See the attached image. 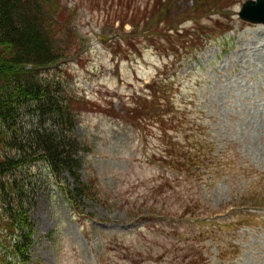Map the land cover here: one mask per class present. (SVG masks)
<instances>
[{"label": "rangeland", "instance_id": "374dc122", "mask_svg": "<svg viewBox=\"0 0 264 264\" xmlns=\"http://www.w3.org/2000/svg\"><path fill=\"white\" fill-rule=\"evenodd\" d=\"M168 1L162 8L161 0H151L126 18L121 16L120 21H131L124 29L120 21H113L118 14L105 18L103 7L94 19L86 9L73 10L78 15L73 26L90 46L81 62L78 54L48 73L52 78L67 71L71 74L67 89L97 101L92 110L81 113L76 136L88 149L81 153L82 181L92 190L94 186L101 200L82 203L80 213L74 214L60 189H75V178L64 173L67 182L54 188L47 172L35 164L39 186L32 213L35 246L29 264H264V206L256 202L264 185V31L258 30L264 25L239 17L249 0ZM110 2L121 10L118 0ZM211 12H220L217 19L225 29L235 30L203 51L184 56L183 63L170 73L175 75L173 99L185 121L179 134H170L174 139L167 141L170 135L161 125L150 123L143 138L137 133L141 127L120 124L115 119L117 111L125 109V103L134 104L130 100L134 92L151 82L168 62L149 46L156 43L169 48L170 42L179 43L172 28L184 30L186 36L208 31L212 37L221 29L211 25ZM60 15L64 18L67 13ZM203 16L206 19L197 20ZM158 31L165 35L157 36ZM134 32L137 36H132ZM118 35L122 37L113 46L98 43V38L114 42ZM124 50L126 55H137L119 60ZM150 105L141 104L149 111L133 123H148ZM22 123L30 126L32 117ZM199 142L211 143L210 154H223L225 164L213 173L206 172L203 183L195 182L199 179L192 172L198 169L195 165L183 167L179 179L149 162L162 157L160 146L180 167L205 150ZM24 191L29 193L31 188ZM145 205L154 208L146 214ZM132 208L138 214L134 221ZM181 209L190 210V215L184 216ZM5 220L0 206V264H22L6 249L1 230Z\"/></svg>", "mask_w": 264, "mask_h": 264}, {"label": "trees", "instance_id": "16d2710c", "mask_svg": "<svg viewBox=\"0 0 264 264\" xmlns=\"http://www.w3.org/2000/svg\"><path fill=\"white\" fill-rule=\"evenodd\" d=\"M110 1L83 0L92 15L103 8L105 18L118 14L114 22L141 7L137 0H118L122 8L117 10ZM161 4L164 8L168 0H161ZM62 12L67 13L64 18ZM74 22L71 10L61 0H0V206L1 215L6 216L1 230L6 249L13 255L10 257L23 264L31 261L34 245L32 213L37 206L39 186L34 175L35 164L43 167L54 187L67 182L64 173L77 180L76 190L66 194L69 206L84 199L97 201L90 188L80 182L79 171L84 163L81 153L87 149L76 136L80 114L92 110L97 102L67 89L71 76L67 71L66 75L60 73L61 76L52 78L51 72L48 73L54 65L70 62L78 54L81 62L89 43L75 32ZM130 23L128 19L122 20L119 27L124 29ZM158 34L163 35L160 31ZM132 36L137 35L134 32ZM71 43L74 45L70 46ZM67 45L77 49V54ZM118 56L121 60L122 56ZM130 100L134 104L126 103L125 109L118 110L115 117L129 127H141L133 121L144 116L143 111H149L141 107L143 103L152 105L145 118L148 122L158 121L165 129L178 126L176 119H165L163 114L171 109L166 102L161 105L156 93L149 103L136 94ZM29 116L32 123L24 125L22 120ZM25 187L31 188V192L26 193Z\"/></svg>", "mask_w": 264, "mask_h": 264}, {"label": "water", "instance_id": "95a60500", "mask_svg": "<svg viewBox=\"0 0 264 264\" xmlns=\"http://www.w3.org/2000/svg\"><path fill=\"white\" fill-rule=\"evenodd\" d=\"M241 16L254 23H264V9L262 4H246Z\"/></svg>", "mask_w": 264, "mask_h": 264}, {"label": "bare ground", "instance_id": "6f19581e", "mask_svg": "<svg viewBox=\"0 0 264 264\" xmlns=\"http://www.w3.org/2000/svg\"><path fill=\"white\" fill-rule=\"evenodd\" d=\"M259 31H264V27L263 26H259Z\"/></svg>", "mask_w": 264, "mask_h": 264}]
</instances>
